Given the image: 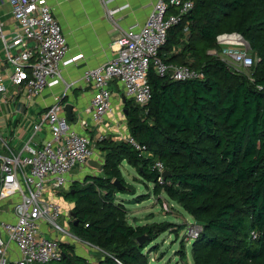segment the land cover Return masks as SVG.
I'll return each mask as SVG.
<instances>
[{
  "label": "trees",
  "instance_id": "obj_1",
  "mask_svg": "<svg viewBox=\"0 0 264 264\" xmlns=\"http://www.w3.org/2000/svg\"><path fill=\"white\" fill-rule=\"evenodd\" d=\"M192 1L158 56L200 70L202 78L173 80L150 65V99H125L124 106L128 136L142 149L106 135L98 143L100 173L73 180L64 195L73 203L70 230L97 248L96 260L61 242V258L48 264H156L146 247L172 227L128 223L117 200L129 190L123 161L200 225L191 239L193 264H264V0ZM224 33L249 45L255 62L247 72L209 53ZM158 162L169 171L165 178Z\"/></svg>",
  "mask_w": 264,
  "mask_h": 264
},
{
  "label": "built area",
  "instance_id": "obj_2",
  "mask_svg": "<svg viewBox=\"0 0 264 264\" xmlns=\"http://www.w3.org/2000/svg\"><path fill=\"white\" fill-rule=\"evenodd\" d=\"M7 1L16 28L10 37H6L0 20V47L11 68L10 83L23 87L25 97L30 99L44 88L59 83L61 66L74 63L83 55L66 57L65 37L46 0ZM107 1L103 0L104 4ZM192 5V0H149L150 11L144 23L123 29L114 41L115 55L83 71L82 79L91 86L92 94L77 118L81 132L69 123L61 98H56L33 124L30 139L18 151L0 154V202L10 206L6 215L0 218V264H48L59 260L62 255L60 243L64 240L56 235L48 238L45 236L48 233L79 239L57 221L65 211L55 200V195L72 182L69 174L75 167L92 159L93 143L87 130L101 124L106 115L112 113L111 83H120L126 99L144 105L151 96L147 81L150 65L158 75L169 74L173 80L202 78L200 70L167 64L158 56L159 48L166 41L167 30L188 13ZM126 6L105 9L113 24L117 25L115 13ZM173 8L176 12L171 11ZM216 40L218 48L209 53L227 65L249 69L254 64L255 59L241 49L246 41L240 34L224 33ZM10 94L8 85L0 77V96ZM43 130L47 131L48 137L43 141L36 140V134ZM105 136L100 134L99 138ZM122 140L142 149L130 136ZM0 141H3L1 134ZM155 167L160 172L164 170L159 162ZM198 233L199 230L195 231L193 238Z\"/></svg>",
  "mask_w": 264,
  "mask_h": 264
},
{
  "label": "crops",
  "instance_id": "obj_3",
  "mask_svg": "<svg viewBox=\"0 0 264 264\" xmlns=\"http://www.w3.org/2000/svg\"><path fill=\"white\" fill-rule=\"evenodd\" d=\"M46 2L50 5L53 15L61 26L67 44L66 57L77 54L83 56L75 60L74 63L61 66L62 80L59 83L48 86L40 94L27 99L23 87L10 83L11 68L3 56L2 47H0V77L11 92L9 96H0V134L3 140L0 141V154L18 151L22 144L30 139L33 124L39 120L56 98H61L64 106L71 105L67 106V110L64 109V113L72 127L81 132L82 128L77 122V118L82 114L92 94L91 86L82 79L83 71L113 57L116 53L114 41L121 31L131 25H142L150 11L149 0H108L106 4L103 0H46ZM122 5L127 6L115 13L117 21V25H115L106 15L105 9H117ZM0 20L3 25V33L6 37H10L16 28V22L7 0H0ZM110 88L113 111L106 115L101 124L87 130L91 140L93 136L96 138L100 134L110 135L116 140H122L128 136L126 118L121 117L122 121H118L117 116L120 112L125 116L126 98L122 86L118 82H113ZM47 137V131L43 130L36 134L35 139L43 141ZM99 154H101L100 150ZM69 179L71 181L79 180L73 176L72 171L69 174ZM57 193L55 198L58 199V202L59 200L62 202V204L59 202L62 206L73 204L71 201L64 202L60 195L57 196ZM0 205V218H2L10 210V206L2 201ZM5 208L7 210L4 211ZM67 209L69 208L67 207ZM71 209L68 210L69 213ZM48 235H56L61 238L59 233H48ZM64 242L73 245L77 253L92 258L89 256L92 249L86 246L85 242L76 238H67ZM83 246L87 249V253L80 252V247L83 249Z\"/></svg>",
  "mask_w": 264,
  "mask_h": 264
},
{
  "label": "rangeland",
  "instance_id": "obj_4",
  "mask_svg": "<svg viewBox=\"0 0 264 264\" xmlns=\"http://www.w3.org/2000/svg\"><path fill=\"white\" fill-rule=\"evenodd\" d=\"M241 49L242 51L245 50L250 53L249 45L246 42ZM235 69L245 72L248 71V69ZM117 116L118 121H122L120 118L125 117L121 112L118 113ZM101 140L102 138H99V135L96 138H94V136L92 137L94 150L93 160H96L99 164L103 162L102 154H99L98 148V143H100ZM120 170L129 190L126 193L117 194V200L123 201L127 208L126 219L128 223L136 226L152 225L153 223L166 221L169 222L172 227L162 232L147 245L146 249L149 251L151 261L156 264H193L191 258V239L193 238L194 232L199 230L200 225L195 222L179 204L167 198L164 193L160 195L154 194L152 191L153 184L142 179L136 170L125 161L120 165ZM72 172L76 179L82 181L83 177L86 175L85 173L99 174L100 170L85 163L75 167ZM69 187L70 184H67L66 187L61 188L57 193V196L60 195V197H62L61 199L66 203H68L69 200L64 198V195ZM142 197H146V199L142 200ZM55 200L58 201V199ZM59 202L61 201L59 200ZM72 205L73 204H65V206H62L65 215L59 217L57 220L70 234H72V232L70 230V215L68 210L72 208ZM67 207L69 209H67ZM5 210L7 209L5 208L4 211ZM59 235L63 240L67 239L64 235ZM45 236L48 238L51 237L47 234ZM69 239H73V237ZM85 245L92 249V251L90 250L89 252V256L93 257V260H96L99 253L97 248L94 246L92 247L87 242ZM80 248V252L87 253L85 246H83V249L82 247ZM181 250L184 251V255L181 254Z\"/></svg>",
  "mask_w": 264,
  "mask_h": 264
},
{
  "label": "water",
  "instance_id": "obj_5",
  "mask_svg": "<svg viewBox=\"0 0 264 264\" xmlns=\"http://www.w3.org/2000/svg\"><path fill=\"white\" fill-rule=\"evenodd\" d=\"M67 106L70 107L71 105L66 104V105L64 106V109L67 110ZM124 114L126 115V110H124ZM87 164H88L89 166H91V167H93V168H96V169H99V170L101 169V166H102V164H99L96 160H93V159H88V160H87ZM168 173H169V171L164 170V171L162 172V176H163V178H165V177L168 175ZM115 184H116L117 186L121 187V185L119 184L118 181H115ZM69 215H70V219L74 218V213H73V212H70ZM143 238H144V236L138 238V240L141 241V240H143Z\"/></svg>",
  "mask_w": 264,
  "mask_h": 264
}]
</instances>
